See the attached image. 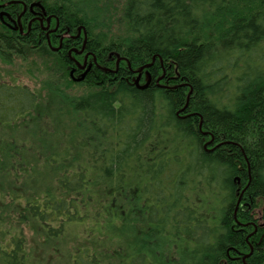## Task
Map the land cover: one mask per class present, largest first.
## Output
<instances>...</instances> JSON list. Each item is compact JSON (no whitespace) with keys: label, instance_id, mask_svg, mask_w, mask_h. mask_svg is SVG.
Listing matches in <instances>:
<instances>
[{"label":"trees","instance_id":"obj_1","mask_svg":"<svg viewBox=\"0 0 264 264\" xmlns=\"http://www.w3.org/2000/svg\"><path fill=\"white\" fill-rule=\"evenodd\" d=\"M34 1L104 70L0 21V264H264V0Z\"/></svg>","mask_w":264,"mask_h":264},{"label":"flooded vegetation","instance_id":"obj_2","mask_svg":"<svg viewBox=\"0 0 264 264\" xmlns=\"http://www.w3.org/2000/svg\"><path fill=\"white\" fill-rule=\"evenodd\" d=\"M0 9L3 10L0 13V21L4 27H8L15 33L19 32L20 35L25 37L33 36V38H36L38 36L40 38L37 41L38 44L44 42L49 46L51 44L50 49L55 53L61 50L60 53L65 54L66 51L72 61L70 65L73 67L71 70V75L73 73L72 78H80L87 70V76L94 73L96 68L104 70L99 64L95 53L87 50V39L81 41L84 33L83 28L80 27L76 35H73L70 31H64L61 28L60 21L56 20L54 16L48 15L49 12L39 2L34 0L28 2L23 0H0ZM82 58L83 61L80 60ZM119 65L120 61L117 63L118 70ZM84 66L85 69H83Z\"/></svg>","mask_w":264,"mask_h":264},{"label":"rangeland","instance_id":"obj_3","mask_svg":"<svg viewBox=\"0 0 264 264\" xmlns=\"http://www.w3.org/2000/svg\"><path fill=\"white\" fill-rule=\"evenodd\" d=\"M47 45L49 46V44ZM50 46L52 45L50 44ZM46 50L47 49L42 48L40 52H36V51L32 52V54H29V56L26 57L27 59L15 58L13 56H11V60H8V62H4V60L0 59V83L4 82L7 84L14 83V84H19V85H26L30 87L33 91L42 95L43 97L45 95H48V92H47L48 88L44 85L45 81L48 80V78L46 77L52 76L51 75L52 69L54 73L58 71L60 68V64L57 61H54L53 59H51L50 58L51 55H49L48 53L45 54V52H47ZM54 59H58V58L54 56ZM80 60L83 61V59H80ZM68 69L70 71V77L74 83L80 84V83L85 82V80L82 82H75V80L72 78V75H71V72H72L71 70L73 69V67H70ZM133 73H134V77H133L134 83L139 84V85L147 84L149 74H147L145 70L136 68L133 70ZM56 75L58 74L55 73V76ZM75 79H78V78H75ZM81 92L82 90L78 89V87L77 88L75 87L74 89L71 90V93L73 94H76V93L79 94ZM24 127L25 128L23 131L20 130L24 134L23 137H25L31 129V127L27 128L28 126H24Z\"/></svg>","mask_w":264,"mask_h":264},{"label":"bare ground","instance_id":"obj_4","mask_svg":"<svg viewBox=\"0 0 264 264\" xmlns=\"http://www.w3.org/2000/svg\"><path fill=\"white\" fill-rule=\"evenodd\" d=\"M201 130V129H200ZM246 208V206L244 204H241L240 202H238V205L234 211V218L235 220L239 223L238 219H237V216L239 214V212L242 213V210H244ZM240 224V223H239Z\"/></svg>","mask_w":264,"mask_h":264},{"label":"water","instance_id":"obj_5","mask_svg":"<svg viewBox=\"0 0 264 264\" xmlns=\"http://www.w3.org/2000/svg\"><path fill=\"white\" fill-rule=\"evenodd\" d=\"M81 30V29H80ZM85 68V66L83 67V69ZM87 74H88V70L87 71H85V73L80 77V78H78V79H74L75 80V82H82V81H84L85 80V78H86V76H87ZM72 77H73V73H72ZM147 85H145L144 87H146ZM143 87V88H144ZM240 202V201H239Z\"/></svg>","mask_w":264,"mask_h":264}]
</instances>
